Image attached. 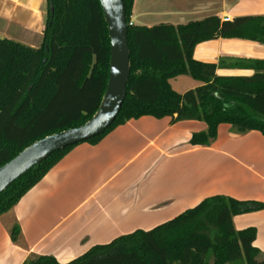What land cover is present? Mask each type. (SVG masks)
Here are the masks:
<instances>
[{"label":"trees","instance_id":"obj_1","mask_svg":"<svg viewBox=\"0 0 264 264\" xmlns=\"http://www.w3.org/2000/svg\"><path fill=\"white\" fill-rule=\"evenodd\" d=\"M122 1L130 59L125 99L111 126L86 142L97 143L115 127L145 116L204 123V131L192 134V146H210L221 124L237 135L264 136V61L229 64L253 71L251 76H218L214 64L193 59L197 44L217 36L264 46L263 16L141 27L129 25L134 0ZM47 5L38 48L0 38V167L36 141L88 122L106 89L110 40L99 0H47ZM180 75L199 85L178 94L169 81ZM76 145L53 153L2 192L0 216ZM263 209L257 201L215 195L150 230L94 245L67 263L33 254L23 264H264L254 246L256 229L233 226V217ZM9 233L22 245L17 223Z\"/></svg>","mask_w":264,"mask_h":264},{"label":"crops","instance_id":"obj_2","mask_svg":"<svg viewBox=\"0 0 264 264\" xmlns=\"http://www.w3.org/2000/svg\"><path fill=\"white\" fill-rule=\"evenodd\" d=\"M197 1L134 0L130 22L152 27L182 13L222 20L264 17V0ZM168 2L174 11L166 10ZM47 11V0H0V38L38 48ZM193 59L214 64L218 76H251L253 71L229 64L264 61V46L217 36L197 44ZM205 129L198 121L145 116L115 127L97 143L77 144L0 216V264H23L33 254L67 263L94 245L150 230L215 195L264 204V136L237 135L221 124L210 146L190 145L192 134ZM15 223L22 245L10 238ZM233 226L256 229L254 246L264 259V209L233 217Z\"/></svg>","mask_w":264,"mask_h":264},{"label":"water","instance_id":"obj_3","mask_svg":"<svg viewBox=\"0 0 264 264\" xmlns=\"http://www.w3.org/2000/svg\"><path fill=\"white\" fill-rule=\"evenodd\" d=\"M99 3L110 40V62L106 89L98 110L82 126L36 141L1 166L0 194L53 153L100 135L118 115L125 99L130 70L126 14L122 0H99Z\"/></svg>","mask_w":264,"mask_h":264},{"label":"rangeland","instance_id":"obj_4","mask_svg":"<svg viewBox=\"0 0 264 264\" xmlns=\"http://www.w3.org/2000/svg\"><path fill=\"white\" fill-rule=\"evenodd\" d=\"M195 1L192 0L193 3ZM168 3L169 4L167 5L166 10L169 11V12L174 11L175 10L174 9L175 6H172V2H168ZM195 4H196V2H195ZM200 8L202 10H206L207 9L206 6H202V5L200 6ZM206 17L207 16L204 15V14H198V15H194V16L191 15L190 16V14L182 13V14H177V16H175V17H171V16L165 17L160 23L172 25L171 23L175 22V23H178V25H185V24H187L189 22L201 21V20H203ZM169 83H170L171 87L173 88V90L175 92H177L178 94H182L186 90H189V89H194V88H196L199 85V83L197 81L193 80L188 75H180V76H178V77H176L174 79H171L169 81Z\"/></svg>","mask_w":264,"mask_h":264},{"label":"built area","instance_id":"obj_5","mask_svg":"<svg viewBox=\"0 0 264 264\" xmlns=\"http://www.w3.org/2000/svg\"><path fill=\"white\" fill-rule=\"evenodd\" d=\"M129 25H132V23L130 22Z\"/></svg>","mask_w":264,"mask_h":264}]
</instances>
